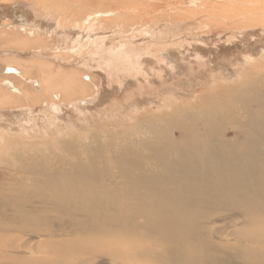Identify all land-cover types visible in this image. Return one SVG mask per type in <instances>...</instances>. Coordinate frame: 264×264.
I'll return each instance as SVG.
<instances>
[{
    "label": "bare ground",
    "instance_id": "1",
    "mask_svg": "<svg viewBox=\"0 0 264 264\" xmlns=\"http://www.w3.org/2000/svg\"><path fill=\"white\" fill-rule=\"evenodd\" d=\"M237 5L239 31L203 34L165 49L158 66L138 54L143 67L137 81L117 90L102 77L100 96L110 105V95L121 92L127 94L123 104H143L148 96L140 90L158 97L166 81L191 90L202 79L236 81L250 64L264 65V0ZM18 9L2 7V17L13 19ZM19 16L33 25L28 12ZM151 32L150 44L166 36ZM79 79L76 84H92L90 77ZM214 88L187 99V113L197 109L201 115L187 126L175 122L168 141L95 150L60 143L56 149L66 155L5 143L11 150L0 149V264H264V95L254 84ZM239 101L251 108L234 110ZM8 118L28 131L20 113L10 111ZM235 120L240 130L221 138Z\"/></svg>",
    "mask_w": 264,
    "mask_h": 264
},
{
    "label": "rangeland",
    "instance_id": "2",
    "mask_svg": "<svg viewBox=\"0 0 264 264\" xmlns=\"http://www.w3.org/2000/svg\"><path fill=\"white\" fill-rule=\"evenodd\" d=\"M239 1L245 0H0V149L7 147H3L5 143L27 142L47 148V154L66 155L69 153L57 150L66 142H81L95 150L126 142L168 141L175 122L187 126L201 115L197 109L187 113V99L212 92V87L214 91L220 87L231 90L254 84L264 95V65L254 69L250 64L247 74L248 69L236 81L210 77L191 90L170 88L173 82L166 81L165 92L155 98L140 90L148 96L142 97L143 104H123L127 94L121 92L110 95V105L100 96L102 77L117 90L137 81L143 67L137 63L138 54L158 66L165 49L179 48L203 34L239 31V20L233 18ZM5 6L19 7L17 17L3 18ZM24 11L33 25L25 26L19 19ZM150 32L166 36L150 44ZM133 49H137L135 56L129 55ZM233 65L239 68L237 61ZM9 68L17 74L8 75ZM85 77L92 84H76ZM260 101L264 102V96ZM233 106L245 113L251 108L244 101ZM178 107L185 111L176 113ZM10 111L27 119L28 131L14 126L8 118ZM248 124H252L250 120ZM239 130L235 120L219 135L231 139ZM212 139L216 136L210 135L208 140ZM104 154L109 152L104 150ZM106 167L111 175L117 174L116 168Z\"/></svg>",
    "mask_w": 264,
    "mask_h": 264
}]
</instances>
